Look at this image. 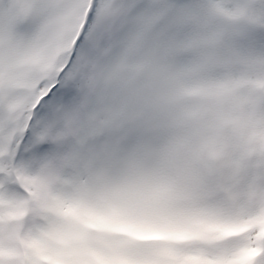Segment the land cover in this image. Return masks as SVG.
I'll use <instances>...</instances> for the list:
<instances>
[{
    "label": "snow or ice",
    "instance_id": "6c2138e0",
    "mask_svg": "<svg viewBox=\"0 0 264 264\" xmlns=\"http://www.w3.org/2000/svg\"><path fill=\"white\" fill-rule=\"evenodd\" d=\"M0 264H264V0H0Z\"/></svg>",
    "mask_w": 264,
    "mask_h": 264
}]
</instances>
